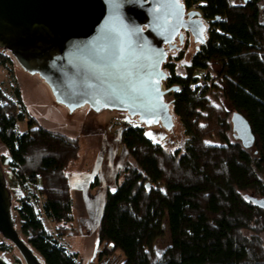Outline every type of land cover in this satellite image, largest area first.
<instances>
[{"label":"trees","instance_id":"trees-1","mask_svg":"<svg viewBox=\"0 0 264 264\" xmlns=\"http://www.w3.org/2000/svg\"><path fill=\"white\" fill-rule=\"evenodd\" d=\"M188 5L210 21L208 38L184 76L176 62H166L163 82L169 90L179 88L171 111L187 142L172 151L142 126L123 130L131 162L106 192L98 246L101 256L120 251L122 264H264V209L247 198H264V0ZM14 60L0 49V68L12 74ZM223 101L250 124L253 148L245 149L234 134L232 139V114ZM0 143L10 172L26 190L16 207L25 243L44 264H82L64 243L75 221L69 169L79 141L41 126L20 90L10 94L0 84ZM166 223L171 242L157 251ZM14 249L0 241V253Z\"/></svg>","mask_w":264,"mask_h":264},{"label":"water","instance_id":"water-1","mask_svg":"<svg viewBox=\"0 0 264 264\" xmlns=\"http://www.w3.org/2000/svg\"><path fill=\"white\" fill-rule=\"evenodd\" d=\"M195 15L201 14L189 13ZM181 29L195 39L192 52L196 43H206L203 22L186 23L182 6L172 0H0V49L9 51L28 75L39 76L69 116L85 107L96 114L118 110L144 125L161 124L168 133L176 124L165 97L179 88L164 89L163 64L178 50L165 46L174 47ZM129 80L135 91L124 86ZM231 124L243 147L253 148L246 118L234 111ZM248 200L264 209V198ZM0 234L25 264H44L16 228L1 167ZM0 264L11 263L0 256Z\"/></svg>","mask_w":264,"mask_h":264},{"label":"rangeland","instance_id":"rangeland-1","mask_svg":"<svg viewBox=\"0 0 264 264\" xmlns=\"http://www.w3.org/2000/svg\"><path fill=\"white\" fill-rule=\"evenodd\" d=\"M235 3L243 4L244 2L235 0ZM192 48L193 38L190 36L176 53L175 50H171L175 54L168 53L166 62H176L177 72L180 75L184 76L187 73L196 54L191 51ZM180 56L182 59L175 61ZM11 69L12 74L0 68L2 87L10 94H14L15 90L19 89L30 116L35 118L41 126L79 141L78 159L69 169L75 221L73 230L69 236L65 237L64 243L72 252L79 254L82 264H122L124 256L120 251L110 256H101L103 249L98 246V227L106 192L116 188L119 175L131 162L121 142V134L129 126H142L154 142L166 149L172 151L183 149L187 137L179 119L176 116L173 117L176 127L174 131L168 133L161 124L144 125V122L118 110L105 109L96 114L90 107H85L69 116L65 109L54 102L48 87L42 79H39V76L28 75L16 60ZM164 89L166 90L165 85ZM165 99L171 104L172 94L167 95ZM222 103L233 114L231 105L225 101ZM20 127L25 130L27 124L23 123ZM233 134L232 132V139H234ZM6 156L7 151L0 143V167L12 193V213L16 220V228L23 237L16 207L18 199L26 193V190L23 191L10 172L8 161L5 160ZM97 180L98 187L92 189V184ZM247 198L262 199L253 194H247ZM48 224L50 228H53L50 222ZM1 240L4 238L0 234ZM170 242L166 223L165 236L158 240L156 250L163 251ZM0 256L11 264H14L16 257L22 259L15 249L11 253H0ZM22 261L25 264L23 259Z\"/></svg>","mask_w":264,"mask_h":264},{"label":"flooded vegetation","instance_id":"flooded-vegetation-1","mask_svg":"<svg viewBox=\"0 0 264 264\" xmlns=\"http://www.w3.org/2000/svg\"><path fill=\"white\" fill-rule=\"evenodd\" d=\"M173 2H176L178 5L182 6V10L184 11V21L188 24L190 23H194L196 20H201L203 22V24L205 25V37H206V33H208L209 31V28H210V21L205 19L203 13L201 12L200 9H197V8H191L189 7L188 5V0H172ZM244 2V0H242ZM191 12H199L201 15L198 16V15H195L193 16L192 18L189 17V13ZM197 24V23H196ZM180 34H182L184 36V39H183V42L180 41ZM180 34L175 38V40L172 42V45L174 46L172 49H169V46L166 45V49L168 51L170 50H179L182 46H184L185 44V41L191 36L193 39L194 37L192 36V33L190 30H185V29H181L180 31ZM207 39V38H206ZM195 40V39H194ZM196 49L197 51L199 50V48L203 45V44H200V43H196ZM166 64V62L163 64V70L166 72V70L164 69V65ZM166 74H168L166 72ZM168 78V76H167ZM167 80V79H166ZM165 80V81H166ZM166 90H169L166 88ZM173 91H170L168 92L167 95L169 94H172ZM166 95V96H167ZM134 118H138V117H134Z\"/></svg>","mask_w":264,"mask_h":264},{"label":"snow or ice","instance_id":"snow-or-ice-1","mask_svg":"<svg viewBox=\"0 0 264 264\" xmlns=\"http://www.w3.org/2000/svg\"><path fill=\"white\" fill-rule=\"evenodd\" d=\"M119 57L122 58V53L119 54ZM124 86L129 87L130 90H132V91H135V86L131 84V81L130 80Z\"/></svg>","mask_w":264,"mask_h":264},{"label":"crops","instance_id":"crops-1","mask_svg":"<svg viewBox=\"0 0 264 264\" xmlns=\"http://www.w3.org/2000/svg\"><path fill=\"white\" fill-rule=\"evenodd\" d=\"M89 190H90V187H89Z\"/></svg>","mask_w":264,"mask_h":264},{"label":"built area","instance_id":"built-area-1","mask_svg":"<svg viewBox=\"0 0 264 264\" xmlns=\"http://www.w3.org/2000/svg\"><path fill=\"white\" fill-rule=\"evenodd\" d=\"M194 8H196V7H194Z\"/></svg>","mask_w":264,"mask_h":264}]
</instances>
